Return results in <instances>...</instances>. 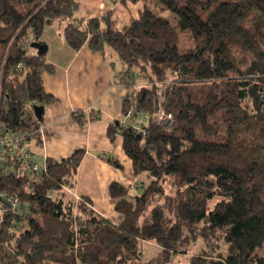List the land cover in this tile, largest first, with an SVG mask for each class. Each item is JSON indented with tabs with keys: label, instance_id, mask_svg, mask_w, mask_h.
Returning a JSON list of instances; mask_svg holds the SVG:
<instances>
[{
	"label": "trees",
	"instance_id": "trees-1",
	"mask_svg": "<svg viewBox=\"0 0 264 264\" xmlns=\"http://www.w3.org/2000/svg\"><path fill=\"white\" fill-rule=\"evenodd\" d=\"M140 1L138 17L117 31L111 10L75 17V0H0V121L40 142L34 103L45 109L57 99L42 83L53 70L46 53L29 43H44L45 28L60 20L71 52L110 50L121 64V116L132 107L134 116L110 122L106 134L121 136L139 180L138 192L109 183L123 215L114 223L71 194L83 147L46 158L40 179L7 161L0 193L17 205L4 203L0 264H151L143 241L159 247L161 264L174 255L186 264H264V0ZM158 108L170 125L136 121ZM198 238L205 247L188 252Z\"/></svg>",
	"mask_w": 264,
	"mask_h": 264
},
{
	"label": "crops",
	"instance_id": "crops-1",
	"mask_svg": "<svg viewBox=\"0 0 264 264\" xmlns=\"http://www.w3.org/2000/svg\"><path fill=\"white\" fill-rule=\"evenodd\" d=\"M75 1L85 13L84 19L100 17L109 10L112 15L118 13L117 24L112 26L117 31H123L142 8L140 1L130 6L127 0H121L122 6L118 0ZM111 56L109 50L102 54L84 47L71 52L64 43L54 56L46 57V63L53 70L42 73L43 87L57 100L43 109L42 114L47 113L46 118L41 116L44 133L40 142L34 140L30 151L36 155L33 158L38 157L44 163L46 158L66 159L75 149L83 147L85 155L77 168L71 194L87 197L97 213L120 223L123 215L114 209L108 185L117 181L133 189L136 186H130V182L138 178L123 151L121 136L110 141L106 134L107 125L120 119L122 101L128 91L118 82L121 68L115 69ZM76 112L81 115L79 119L73 117ZM147 119L145 114L136 117L139 124H145ZM102 153L115 156L121 168L109 165L99 156Z\"/></svg>",
	"mask_w": 264,
	"mask_h": 264
},
{
	"label": "built area",
	"instance_id": "built-area-1",
	"mask_svg": "<svg viewBox=\"0 0 264 264\" xmlns=\"http://www.w3.org/2000/svg\"><path fill=\"white\" fill-rule=\"evenodd\" d=\"M158 95L162 96L161 88L158 89ZM129 96L135 104V91L131 90ZM34 104L37 105L36 103ZM134 111L135 109L132 107L127 111L126 114L120 116L119 121L122 125H126L129 122V120L134 116ZM147 118L156 124H171V115L164 112L160 108H158L152 116L149 115ZM39 131L43 132V128L41 127ZM27 141H29L27 130L17 132L14 129H11L10 126L5 122L0 121V169L4 172L9 171L6 165L7 161H12L14 158H17L21 161V166L25 167L24 173L27 176H34L37 179H40L42 172H44L45 169L44 167H40L36 162L31 161V155L28 151ZM137 182V179H133L130 182V186H136ZM74 197L76 200H78L77 196ZM5 201L9 202L14 209L17 205V198L15 195L0 193V223Z\"/></svg>",
	"mask_w": 264,
	"mask_h": 264
},
{
	"label": "rangeland",
	"instance_id": "rangeland-1",
	"mask_svg": "<svg viewBox=\"0 0 264 264\" xmlns=\"http://www.w3.org/2000/svg\"><path fill=\"white\" fill-rule=\"evenodd\" d=\"M140 1V0H137ZM118 4L121 3V0L117 1ZM136 1H131V0H127L128 5L130 6V4L134 3ZM140 3L142 4V2L140 1ZM122 6V4H120ZM118 16V13H116ZM115 15L111 14V24L112 26H115L117 24V22L115 21ZM85 15V13L81 10L78 9L75 13V17L81 18ZM167 17L168 15H170L168 18L172 19V15L171 14H165ZM117 27V26H116ZM115 28V27H114ZM42 39L46 42H44L45 44H47V51H46V57H51L54 56L56 54V51L60 48L61 44H64V40H63V36H62V23L60 20H55L52 24L48 25L43 34H42ZM109 52L112 54L111 56V60H113L114 65H115V69L116 70H120L121 68V64L120 62L116 59V56L112 53V51L109 50ZM135 87L131 88L130 90H134L135 91ZM47 111V108H46ZM44 118H46L47 113H44ZM44 121H41V123ZM34 144V140L31 139L30 141H28L27 143V147L29 148V150H31L32 145ZM36 156V155H35ZM34 155H32V159L39 165V166H43V162L38 158L35 157ZM83 175H85L84 169L82 170ZM75 179V178H74ZM138 183V182H137ZM134 191L138 192L139 189L138 188H133ZM79 197V196H77ZM202 247H205L204 243L202 242L201 239H197L194 243L188 244L186 246V249L188 252L193 253L196 252L197 250L201 249ZM140 249L142 252V259L144 261L147 260H151V264H161V261L158 259L159 257V247L157 245H155L152 242H146L143 241L140 245ZM186 258L182 257V256H176L174 255L171 259V261L167 264H186ZM56 264V263H54Z\"/></svg>",
	"mask_w": 264,
	"mask_h": 264
},
{
	"label": "water",
	"instance_id": "water-1",
	"mask_svg": "<svg viewBox=\"0 0 264 264\" xmlns=\"http://www.w3.org/2000/svg\"><path fill=\"white\" fill-rule=\"evenodd\" d=\"M29 47L36 50L37 55H42L46 53L47 51V44L39 42V41H33L29 43ZM34 115L37 119H41L42 113H43V106L40 105H34L33 107Z\"/></svg>",
	"mask_w": 264,
	"mask_h": 264
}]
</instances>
